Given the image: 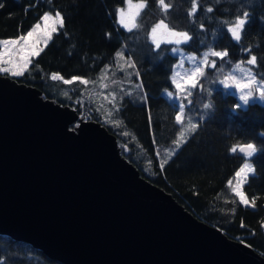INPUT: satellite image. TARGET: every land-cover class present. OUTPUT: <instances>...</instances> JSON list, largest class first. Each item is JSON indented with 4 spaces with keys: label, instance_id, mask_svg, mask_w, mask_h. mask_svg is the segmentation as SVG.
Returning a JSON list of instances; mask_svg holds the SVG:
<instances>
[{
    "label": "trees",
    "instance_id": "trees-1",
    "mask_svg": "<svg viewBox=\"0 0 264 264\" xmlns=\"http://www.w3.org/2000/svg\"><path fill=\"white\" fill-rule=\"evenodd\" d=\"M123 1L0 0L3 3L0 39L24 35L46 12L59 11L64 20V26H59L41 48L40 55L30 60L23 75L11 79L36 89L43 99L97 122L114 137L119 155L140 177L168 193L199 221L218 228L225 237L245 243L264 257L260 225L264 221V150L250 158L254 171L242 184V192L251 200L252 208L240 205L226 186L242 163L239 154L230 153V147L251 142L258 149L264 148V135H261L264 106L253 102L235 108L234 95L215 87L212 74L206 73L201 82H206L208 91L201 97L196 90L186 115L198 114L197 109L206 99L210 101V109L204 111L202 120L195 117L197 130L190 132L175 152L166 156L164 151H170L179 125L175 121L177 105L163 97L161 91L171 89L169 74L176 58L170 54V45L162 44L157 50L148 39L150 28L163 20L171 30L187 31L192 37L179 45L184 52L198 56L205 50H226L229 56L225 61L231 63L220 61L224 67L242 60L245 63L254 54L260 65L256 71H264V23L261 22L264 0H253L250 5L246 0H194L197 10L192 15L189 13L193 0H165L167 11L159 0H133L145 7L136 17L137 27L132 32L114 22V12ZM208 7L213 12L207 13ZM244 11L249 13V22L241 41L236 42L227 33V27ZM118 49L135 67L127 68L130 77L107 70L106 82L120 80L124 86L114 89L115 106L106 105L107 110L101 109V114L87 92L97 87L100 71L112 65ZM242 49H250V54ZM52 74L58 78L52 79ZM73 77L86 81L87 85L75 81L63 83ZM0 261L58 264L5 235H0Z\"/></svg>",
    "mask_w": 264,
    "mask_h": 264
},
{
    "label": "water",
    "instance_id": "water-1",
    "mask_svg": "<svg viewBox=\"0 0 264 264\" xmlns=\"http://www.w3.org/2000/svg\"><path fill=\"white\" fill-rule=\"evenodd\" d=\"M75 120L0 76V235L58 264H264L140 177L104 127Z\"/></svg>",
    "mask_w": 264,
    "mask_h": 264
},
{
    "label": "snow or ice",
    "instance_id": "snow-or-ice-1",
    "mask_svg": "<svg viewBox=\"0 0 264 264\" xmlns=\"http://www.w3.org/2000/svg\"><path fill=\"white\" fill-rule=\"evenodd\" d=\"M258 2V0H256ZM247 4H252L253 0H246ZM128 9L125 12L124 9L118 10V20L117 22L121 27H123L126 31L132 32L134 28L137 27L135 21L136 17L139 15L141 9L145 7L143 3L133 4V0H127ZM159 4L164 7L165 11H167V5L165 4V0H159ZM0 7H3V3L0 2ZM243 7V5H242ZM197 10L196 3L192 2V12L189 15H192ZM213 12L212 7L207 8V13ZM43 28L41 27V23H36L31 30L27 31L26 35H21L18 39H0V45L4 46V50L0 51V64H7L10 67L0 68V72H10L13 77H20L27 70L29 65V60L31 57H36L40 55L42 49L38 47V40L43 38L45 40H49L52 37V34L57 31V24L62 28L64 26V20L61 16L60 12L57 11L55 13V17L49 15L47 12L42 16ZM249 22V13L247 11L242 12L241 15L236 16L234 23L227 27V33L231 35L232 40L236 42H240L242 39V33L244 32L245 26ZM261 22L264 23V17L261 18ZM201 30H203V24H201ZM150 38L152 45H154L155 49H161L162 44L167 45H176L179 46L183 43H187L192 39L187 31H173L168 25L161 20L156 23L150 30ZM203 44V41H201ZM245 51V54H250V49H242ZM171 52L177 53L180 52L181 60L178 67H182L184 63V53L179 49V47H173ZM117 57H122L120 51H117L115 54ZM229 56V52L224 51H206L203 53V59L199 62V65H194L191 69H189L183 77L178 81L177 76L180 75L178 72L173 70L172 75V85L177 92L186 95L183 96V100L178 104V113L175 115V121L177 124H180L182 121V116L186 114V108L190 107L193 104V100L189 99L193 97L196 90L199 88L203 90L204 85L201 82V78L206 76V73H210L213 71H218V62L217 59H213L209 61V57L218 58L219 61L225 63H231L230 61H225V58ZM162 58V57H161ZM187 60L192 63L196 60L194 56H187ZM244 61L242 60L240 63H236L232 69L228 72V74L221 79L219 83L224 87V89H228L230 85L227 83L228 80L237 81V76L233 75V72H239L243 75L245 80L244 83H235V88L240 92L239 100L243 102L245 106L249 105L250 98L253 101L256 99L260 101H264V71H256L260 67L258 63V58L256 55L251 54L249 58L246 60V65L251 67L243 66ZM130 67H135L134 64H129ZM223 67V64L220 65V68ZM139 76V73H136ZM52 79H57L56 76H53ZM76 77H73L72 80H65L66 84H72L73 80ZM259 79V83H258ZM86 83V81H82ZM252 85H256L257 91L259 93L258 96H253V91L249 90L244 92L245 89H250ZM172 91H167V96L169 98L173 97ZM177 99H180L177 97ZM187 101V105L183 102ZM235 108H240V104L235 105ZM204 110L210 109L209 103L203 104ZM188 126L191 132H195L198 128V122H193L192 117L189 115ZM127 135V133H125ZM261 135H264L262 133ZM183 136V133H181ZM264 150V148L258 149L257 145L251 142L243 143V144H235L230 147L231 154H240V159L243 164L237 170L234 171V175L238 181H243L246 179V174L251 173L253 170L252 163L250 158H252L258 151ZM228 185L232 184V180L227 181ZM235 195L240 197L241 203H246V198L242 194L239 189L234 190ZM0 264H3L0 261Z\"/></svg>",
    "mask_w": 264,
    "mask_h": 264
},
{
    "label": "rangeland",
    "instance_id": "rangeland-1",
    "mask_svg": "<svg viewBox=\"0 0 264 264\" xmlns=\"http://www.w3.org/2000/svg\"><path fill=\"white\" fill-rule=\"evenodd\" d=\"M136 3H141V2H134L133 1V4H136ZM119 9H124L125 12H127V9H128V4H127V0H124L122 5L120 7H117L115 12H114V22L116 23V25L122 29H124L123 27H121L119 25V23L117 22L118 20V10ZM45 13H43L40 18L38 19L37 22H35L32 26L34 27L36 23H41V27L43 28V21H42V16L44 15ZM49 15L55 17V13H48ZM234 23V22H233ZM231 25V24H230ZM229 25V26H230ZM155 26V25H153ZM152 26V27H153ZM59 27V25L57 24V28ZM151 27V28H152ZM31 28L29 30H31ZM150 28V30H151ZM28 30V31H29ZM150 30H149V33H148V39L149 41L151 42V38H150ZM27 33V32H26ZM26 33L24 35H26ZM20 36L16 37V38H10V39H18ZM48 40H45L43 38H40L38 40V47L41 49L47 42ZM152 44V42H151ZM154 46V45H153ZM171 48H170V54L172 56H174L176 58L175 62L173 63L172 67H171V70H170V74H169V82H170V85H171V89H164L161 91V95L163 97H165L166 99L170 100V101H173L176 105H177V112L176 114L178 113V104L183 100V96L186 95V93H179L175 90L174 88V85H172V75H173V70H175L176 72H178L180 75L177 76V80L179 81L183 75L189 70L191 69L194 65L198 66L199 65V62L203 59V53L206 52V51H210V50H205V51H202L198 56H195L191 53H187V52H184L180 46H176V45H170ZM173 47H179V49L184 53V56H185V59H184V63H183V66L182 67H178L179 63H180V60H181V55H180V52H177V53H173L171 52V49ZM4 50V46L3 45H0V51H3ZM117 51H120L121 54H122V50L121 49H118ZM116 51V52H117ZM213 51V50H211ZM116 52L114 53V60L112 62V65L109 66V67H104L101 71H100V74H99V80L95 83L96 84V88H89V91L87 93L90 94L91 98L93 99V101L95 102V104L97 105V110L101 113H102V110L101 109H106V105H108V107L111 105L112 107H114V92H115V88H122L124 86V83L120 80H116V81H113V82H106V79L107 77L109 76V74L107 73V70L110 71L111 74H117V75H123L125 74L126 77H130V70L127 71V68L129 67V62L127 61V57H123V54H122V57H117L115 54ZM187 56H194L196 57V60L192 63H190L188 60H187ZM33 57L30 58V60L32 59ZM213 59H217V62H218V71H213V72H210L212 74V83H214L216 86L215 87H220L222 88L223 90L227 91V92H230L231 94L234 95L235 99H236V105L237 104H240V108L244 107L245 105L243 104V102H241L239 100V94L240 92L235 88V83L236 82H239V83H244L245 80L243 78V75L240 74L238 71L237 72H233L232 74L233 75H236L237 76V81H232V80H228L227 83L230 85V87L228 89H224V87L219 83V81L221 79H224V77L228 74V72L232 69V67L236 64V63H240V62H235V63H232L230 64L228 67H222L220 68V65L223 64L222 62H220L218 60V58H213V57H209V61L213 60ZM29 60V62H30ZM243 66L245 67H250L248 65H246V62L243 64ZM5 67H10V65H7V64H0V68H5ZM209 73V74H210ZM0 76H5V77H8V78H14L10 72H0ZM52 77L53 76H56L58 78L57 75L55 74H52L51 75ZM115 77V76H114ZM73 78H70L68 80H72ZM207 80L210 81V78H208ZM65 80H63V83ZM75 82H77L78 84L82 85V86H85L87 85V83H83L82 81L84 80H73ZM258 83H259V80H258ZM73 84V83H72ZM204 85V88L203 90L199 89V94H201V97L204 96V91H208V85H206V82L203 83ZM109 86V87H108ZM253 91V96L256 97L259 95L258 91H257V88H256V85H252V87L250 89H245L244 92H247V91ZM167 91H172L173 92V97L172 98H169L167 96ZM40 96L42 97V95L40 94ZM177 97H179L180 99H177ZM43 98V97H42ZM189 99L192 100V97H190ZM89 101H91L90 98H88ZM186 105H187V101H183ZM258 103L260 105H263L264 106V101H260L258 99H256L255 101L252 100V98H250V103ZM204 103H210L209 99H206L204 101H202V104L201 106L197 109V112L198 114H196L195 112H193L192 114H189L191 115L192 119H193V122H196L195 120V117L198 118L199 120H202L204 117H205V113H204V109H203V104ZM94 105V104H93ZM95 107V106H94ZM71 109V108H70ZM74 113L75 111L73 109H71ZM76 114V113H75ZM188 114V113H186ZM183 115L182 116V121L179 125V131L172 143V146L170 147V151L169 150H165V155L168 156V154L170 153V155L175 152V150L179 147V145L186 139V137L188 136V134L191 132L189 130V126H188V119H189V115ZM86 120L85 118H83L82 116H80L79 114H76V120L71 124L72 127L71 129H73L76 125V123L78 121H84ZM181 133H183V136H181ZM114 143H115V147L118 151V154H119V147L116 143V141L114 140ZM169 155V156H170ZM168 156V157H169ZM243 164V162L239 165V167H241ZM238 167V168H239ZM237 168V169H238ZM236 169V170H237ZM252 173V172H251ZM251 173H247L246 174V178L248 175H250ZM228 180H232V184L231 185H228L227 181ZM226 181V186L227 188L229 189V191L234 195L235 197V200L242 206H247V207H250L252 208L253 207V204L251 202V200H249L245 195L244 193L242 192V184L245 182V180L243 181H238L237 178L235 177L234 173L231 175V177ZM236 189H239L242 194L245 196L246 198V203H241V200H240V197L236 196L235 195V191ZM261 225V228H262V231H263V234H264V221H262L260 223Z\"/></svg>",
    "mask_w": 264,
    "mask_h": 264
}]
</instances>
